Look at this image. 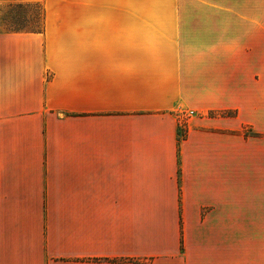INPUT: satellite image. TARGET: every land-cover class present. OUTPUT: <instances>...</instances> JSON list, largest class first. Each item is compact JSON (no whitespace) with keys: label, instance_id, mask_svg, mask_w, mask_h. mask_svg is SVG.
<instances>
[{"label":"crops","instance_id":"obj_1","mask_svg":"<svg viewBox=\"0 0 264 264\" xmlns=\"http://www.w3.org/2000/svg\"><path fill=\"white\" fill-rule=\"evenodd\" d=\"M15 5L40 27L0 30V264H264L233 237L264 231V0Z\"/></svg>","mask_w":264,"mask_h":264},{"label":"rangeland","instance_id":"obj_2","mask_svg":"<svg viewBox=\"0 0 264 264\" xmlns=\"http://www.w3.org/2000/svg\"><path fill=\"white\" fill-rule=\"evenodd\" d=\"M219 10H223L219 8ZM224 11V10H223ZM234 14L236 12H233ZM39 14L40 10L38 7L33 6V5H28V6H12V7H5L0 9V30L5 31V32H12V31H17V30H22V31H33L36 30L40 27V22H39ZM241 50L234 49V53L232 55L233 57V62L240 64L241 61ZM243 57V56H242ZM190 111V110H189ZM185 112L187 111H182L179 113L180 115V122L183 123L179 126L178 131H180V134L185 136V124L186 120L194 117L195 113L193 112L192 116H186ZM211 114V113H210ZM209 117H214L210 116ZM217 116V115H216ZM242 131H247V134L250 135L252 133L249 129L243 128L240 131V134ZM233 237L234 238H250V239H256V238H264V231H257V230H247V231H234L233 232Z\"/></svg>","mask_w":264,"mask_h":264},{"label":"trees","instance_id":"obj_3","mask_svg":"<svg viewBox=\"0 0 264 264\" xmlns=\"http://www.w3.org/2000/svg\"><path fill=\"white\" fill-rule=\"evenodd\" d=\"M15 6H22V5H15ZM10 7H12V6H10ZM12 32L18 33V32H22V30H17V31H12ZM216 115L220 116V117H225V116H232L233 114L231 112H219V113H216V114L215 113L214 114L213 113L210 114V116H216ZM241 134L244 137H256V135L253 134V133H250V135H248L247 131L246 132L242 131ZM177 135H178V143H179L180 140H182L184 138V136L182 134H180V131H178Z\"/></svg>","mask_w":264,"mask_h":264},{"label":"built area","instance_id":"obj_4","mask_svg":"<svg viewBox=\"0 0 264 264\" xmlns=\"http://www.w3.org/2000/svg\"><path fill=\"white\" fill-rule=\"evenodd\" d=\"M185 115H186V116L188 115V116L190 117V116L193 115V112H192V111H187V112H185Z\"/></svg>","mask_w":264,"mask_h":264}]
</instances>
